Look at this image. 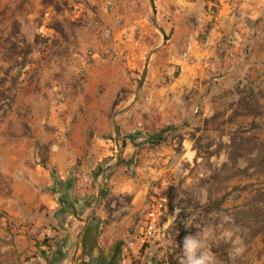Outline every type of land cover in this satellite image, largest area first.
<instances>
[{"label":"rangeland","instance_id":"374dc122","mask_svg":"<svg viewBox=\"0 0 264 264\" xmlns=\"http://www.w3.org/2000/svg\"><path fill=\"white\" fill-rule=\"evenodd\" d=\"M262 21L249 30L247 46L226 43L233 71L211 80L220 88L217 109L191 145L197 154L187 146L186 161L169 179L189 190L170 200L164 235L148 240L155 264H264ZM160 22L150 0H0V134L60 135L66 122L85 123L106 89L130 96L145 60L163 43ZM170 54L166 40L150 63ZM114 61L122 73L110 79L101 65ZM164 76L175 72L164 69ZM47 152L39 145L40 161Z\"/></svg>","mask_w":264,"mask_h":264},{"label":"crops","instance_id":"0c3cea01","mask_svg":"<svg viewBox=\"0 0 264 264\" xmlns=\"http://www.w3.org/2000/svg\"><path fill=\"white\" fill-rule=\"evenodd\" d=\"M152 1L165 39L171 32V54L149 63L135 103L116 119L125 141L121 162H115L114 117L134 92L124 97L119 88L106 89L85 123L66 122L60 135L0 134V214L15 226L0 221V264H155L148 247L139 253L146 202L163 181L169 183L170 200L189 190L173 187L169 179L186 161L187 146L197 154L191 145L217 109L214 94L220 88L211 80L233 71L234 54L226 43L232 39L236 50L252 41L247 34L263 26L264 0ZM101 66L110 79L122 73L116 61ZM164 69L175 76H164ZM167 127L173 130L151 145L152 135ZM131 134L133 141L126 138ZM42 143L55 175L40 164ZM108 166L104 176L94 177ZM104 177L105 194L95 207L97 180L102 190Z\"/></svg>","mask_w":264,"mask_h":264},{"label":"built area","instance_id":"2783aa9c","mask_svg":"<svg viewBox=\"0 0 264 264\" xmlns=\"http://www.w3.org/2000/svg\"><path fill=\"white\" fill-rule=\"evenodd\" d=\"M168 189L169 183L166 181L160 182L152 188L151 194L146 202L145 216L141 223V229L143 231L142 243L157 236L164 235L165 225L162 222V218L165 216L170 203ZM0 221L4 226L15 229V226L6 214H1ZM186 230L188 232L191 231L190 229ZM180 238L185 241L183 235Z\"/></svg>","mask_w":264,"mask_h":264},{"label":"water","instance_id":"95a60500","mask_svg":"<svg viewBox=\"0 0 264 264\" xmlns=\"http://www.w3.org/2000/svg\"><path fill=\"white\" fill-rule=\"evenodd\" d=\"M150 5H151L152 13H153V16H154L155 10H154V5H153V1L152 0H150ZM154 20H155V17H154ZM157 28L160 31H162L159 27H157ZM165 41H166V39H165V37H163L162 45L157 46L154 50L151 51V53L149 54V56L145 60L143 69H142L141 74H140V76H139V78L137 80V84H136V87H135V90H134L133 98L131 99L129 104L124 109L118 111L117 114L114 117V132H115V147H116L115 162L116 163L119 161L120 151H121V148H122V141H120V139H119L116 119H117L118 115H120L123 112L129 110L133 106V104L135 103V101H136V99H137V97H138V95H139V93H140V91L142 89L144 80L146 78L147 71H148V66H149V63H150V59L155 53H157L161 49V47L164 45ZM111 168H112V166H108L107 168L102 169L101 172H100V175L104 176ZM100 191H101V182L99 180H97V195H96V198H95V207H96V205L98 203V200L100 198Z\"/></svg>","mask_w":264,"mask_h":264},{"label":"trees","instance_id":"16d2710c","mask_svg":"<svg viewBox=\"0 0 264 264\" xmlns=\"http://www.w3.org/2000/svg\"><path fill=\"white\" fill-rule=\"evenodd\" d=\"M166 40H168V36H166ZM173 130V128L171 127H167V128H164L162 130H160L158 133L152 135V137L150 138V144L151 145H158L160 144L163 140H164V134L166 133H169ZM126 138H128L129 140L133 141L134 140V137L133 135H128L126 136ZM124 143L125 141L122 142V146H124ZM119 162H121V160H119ZM40 164L42 167L46 168V169H49L50 170V173L52 175H55V169L54 168H50L47 164H46V158H44L42 161H40ZM102 170V167L98 168L95 173H94V177H97L100 172ZM55 177V176H54ZM107 186V177H104V180L102 181V190L100 191V196L102 197L104 194H105V190L104 188ZM225 198V196H224ZM223 200V198H222ZM220 205V201L219 202H216V203H213L212 206H216V207H219ZM207 208H205V211L208 212V211H211L212 208L211 206H206ZM164 217L162 218V222L164 221ZM148 247V244L146 242H144L141 246V248L139 249V253H143L145 251V249Z\"/></svg>","mask_w":264,"mask_h":264},{"label":"clouds","instance_id":"9594fccd","mask_svg":"<svg viewBox=\"0 0 264 264\" xmlns=\"http://www.w3.org/2000/svg\"><path fill=\"white\" fill-rule=\"evenodd\" d=\"M186 247L190 248L191 244L190 243L186 244ZM208 258H211V257L209 256ZM195 264H202V261H195Z\"/></svg>","mask_w":264,"mask_h":264}]
</instances>
